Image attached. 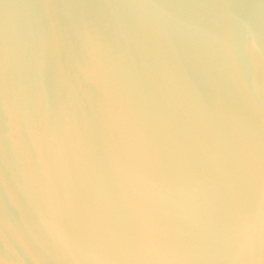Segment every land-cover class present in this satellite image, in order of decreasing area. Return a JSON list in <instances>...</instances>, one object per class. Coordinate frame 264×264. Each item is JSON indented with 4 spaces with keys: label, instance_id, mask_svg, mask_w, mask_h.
<instances>
[{
    "label": "water",
    "instance_id": "1",
    "mask_svg": "<svg viewBox=\"0 0 264 264\" xmlns=\"http://www.w3.org/2000/svg\"><path fill=\"white\" fill-rule=\"evenodd\" d=\"M0 264H264V0H0Z\"/></svg>",
    "mask_w": 264,
    "mask_h": 264
}]
</instances>
